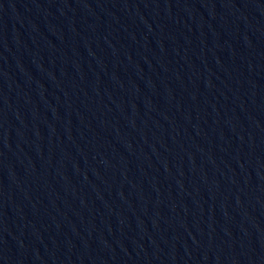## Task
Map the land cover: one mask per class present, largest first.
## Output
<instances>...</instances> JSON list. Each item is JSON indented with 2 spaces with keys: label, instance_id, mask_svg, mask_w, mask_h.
Here are the masks:
<instances>
[{
  "label": "water",
  "instance_id": "water-1",
  "mask_svg": "<svg viewBox=\"0 0 264 264\" xmlns=\"http://www.w3.org/2000/svg\"><path fill=\"white\" fill-rule=\"evenodd\" d=\"M0 264H120L0 55Z\"/></svg>",
  "mask_w": 264,
  "mask_h": 264
}]
</instances>
